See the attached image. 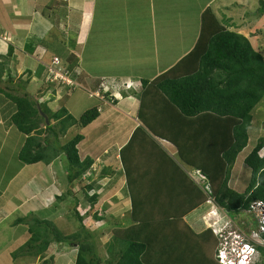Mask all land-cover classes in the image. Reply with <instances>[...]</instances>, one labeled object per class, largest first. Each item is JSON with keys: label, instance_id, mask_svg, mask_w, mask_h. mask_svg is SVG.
<instances>
[{"label": "trees", "instance_id": "obj_1", "mask_svg": "<svg viewBox=\"0 0 264 264\" xmlns=\"http://www.w3.org/2000/svg\"><path fill=\"white\" fill-rule=\"evenodd\" d=\"M261 11L264 12V6ZM202 20V35L189 53L155 79L141 80L144 92L141 95L140 119L158 137L176 139L174 143L179 146L182 159L193 163L210 182L216 204L230 217H235L242 211H248L256 201L264 203V157L259 155L264 148V135L257 139L255 146H251L252 150L244 160L246 170L251 173L245 190L242 192L229 186L231 170L251 142L250 128L255 116L264 118V109L260 108L264 106V56L245 35L219 23L210 7L204 11ZM13 52L14 49L10 47L8 55L0 58V83L5 84V90L0 88V117L6 121L7 127H15L24 135V140L19 143L18 170L39 164L47 167L63 158V162L55 166V174L57 177L61 174L60 178L64 176L65 191L51 196L53 199L55 197L56 206L64 197L74 199L71 211L78 225L76 232L64 234L53 220L45 217L52 204V199H48V202H43L46 206L43 204L41 210L46 213L42 216L44 218L34 215L31 221L24 217L15 221L30 234L26 253L36 256L49 250L53 244H58L78 248L73 264H219L216 258L208 257V250L217 247L218 238L211 230L196 234L184 222V215L206 199L200 188L194 194L184 195L192 187V183L186 182L184 177L177 187L172 186L173 194L169 199L165 195L161 204L152 199L156 189L154 185L140 183L137 189L131 188V208H128L127 215L132 222L129 224L125 218H117L107 258H102L86 218L77 209L79 194H89L92 186L81 189L83 191L76 186L94 161L80 157L78 146L84 139L82 134H76L66 143L61 141L71 128H85L95 121L100 115L99 108L93 107L79 118L63 105L59 109L51 108L48 101H42L50 88L51 79L40 82L41 89L49 86L32 97L27 90L29 81L16 80L10 69ZM51 100L55 101L53 97ZM42 112L50 122L53 120L55 123L47 125ZM165 117L171 120L162 124L167 119ZM196 117L209 119L212 124L217 123L216 117L221 118L217 141L213 136L206 138L202 135L204 140L199 143L200 138L197 137H200V131L194 134L192 130L196 127L192 121L199 123V120H192ZM166 128L168 130L164 132ZM172 130H176L177 134L173 136ZM135 135L136 139L141 135L149 138L142 127L136 130ZM133 137L122 153L125 154L130 144L136 142ZM124 162L131 181L133 171ZM173 168L176 170L178 167L175 165ZM2 193L0 191V197ZM89 199L92 205L96 204L99 195L94 194ZM146 203L155 212L156 220L151 224L146 223L144 218L148 215L142 212ZM172 209L178 213L166 216V211ZM96 219L101 220L103 216ZM258 248L261 259L254 264H264V246Z\"/></svg>", "mask_w": 264, "mask_h": 264}, {"label": "crops", "instance_id": "obj_2", "mask_svg": "<svg viewBox=\"0 0 264 264\" xmlns=\"http://www.w3.org/2000/svg\"><path fill=\"white\" fill-rule=\"evenodd\" d=\"M187 1L189 0H117L116 2L112 0H63L64 3L60 4L59 0H0V58L6 57L9 53V48L12 47L14 52L10 69L16 72L14 74L17 75V72L25 71L32 72L38 69L41 70L38 71L40 77L38 82H43L47 76L45 59L51 53L47 52L48 48L45 40L55 30L54 22L57 14L60 13L61 17L57 22L59 24L65 23V29L67 30V27L70 29L67 34V37L69 36L68 48L71 50V54L76 53L78 62L73 75L70 77V81L74 85L67 90H60L58 97L54 100L56 102L57 100L64 102L66 100V98L64 99L66 91L68 94L71 89L77 88L89 91V85L94 83L95 88L92 90L94 97L100 100L97 93L102 96L104 95L103 93H111L114 97L113 100L116 101L115 103L102 104L100 107V102L96 104L94 101L93 107L99 108V117L85 128H71L69 135H67L69 139L76 134H82L84 139L78 146L80 157L82 160L91 158L94 161L91 168L85 173L88 179L91 178L87 182L93 183V188L89 193L97 191L95 193L100 194L101 191L103 193L106 189L104 193H117L115 198L120 201L123 200L122 197L125 191L130 194L129 190L131 188L137 189L140 183L144 185L152 184L156 187L152 199H156L158 203L160 201L161 204L165 195L169 199V196L173 194L172 186L175 185L177 187L178 184L182 183V178L184 177L186 182L192 183L190 191L185 192L184 195L194 194L200 188L206 198L204 203L184 215V222L194 230L193 225L198 220H190V217H196L207 205H210L207 203L206 192L193 178L198 168L193 163L189 164L182 159L179 146L174 143L176 139L167 140L166 138L158 137L144 126L140 119L141 95L144 92L141 80H153L171 69L195 47L198 38L202 35V15L204 11L210 7L215 15L213 9H215L216 5L220 7L223 4L227 5L229 2V0H207L204 4L199 2L200 8L197 9L195 0L192 1V5H187ZM138 3L141 4L140 6L144 4L145 7H149L148 11H151L152 15L146 17L137 16L136 12H145L143 7L138 6ZM188 7L193 8L195 12H189ZM121 8H123L124 14H120ZM98 9L102 12L100 15L97 11ZM178 10H180L179 13H176ZM226 10L231 9L227 8ZM173 11L174 13L171 15ZM104 12L106 14H103ZM127 12L129 14L125 15ZM215 18L222 24L217 15H215ZM210 21L213 22L212 17H210ZM190 22L198 23V31H195L190 36L182 30L181 36L178 39L175 38L173 31L182 28L184 24H189ZM55 25L57 26V24ZM184 33L189 35L192 40L190 47H186L188 38ZM174 39L178 40L177 47H180L177 53L173 49ZM154 45L157 47L155 50ZM101 52L108 56L112 54L130 57L124 59L125 63L110 66L114 68L113 72L115 73H108V69L95 73L92 71V66L97 63L96 61L100 62L101 57L96 58V56L101 54ZM137 54L144 58L140 57V59H137ZM86 60H88V64L84 67L82 65L86 63ZM96 77L105 79L98 80ZM114 78L118 79V81L114 82ZM125 84L129 85L130 89H123ZM121 88L123 91L120 90ZM60 104L62 105V103ZM128 117L132 119L131 125L127 121ZM165 118L167 119L162 124L171 120L169 117ZM216 118L219 120L217 119V123L211 120L213 124L204 117L192 119L199 120V123L192 121L196 123V127L192 130L195 132L194 134L200 131V137L199 135L197 137L198 139L200 138V144L204 140L202 135L206 138L213 136L216 141L219 139L221 118ZM1 123H3L2 120H0ZM132 124L133 128L131 127ZM102 126H106L109 129H105ZM204 126H207L208 130ZM140 127L148 133L149 138L145 136L143 138L141 135L136 139L134 134ZM203 128L205 132L202 134ZM213 128L215 129L213 130ZM167 130L168 128L164 132H167ZM11 132L12 126L7 127L6 124L0 126L1 136L8 135ZM172 133L173 136L177 134L176 130H172ZM132 137L136 142L133 143V148L127 155L128 167H131L134 174L133 179L130 181L127 173H125V176L121 175L123 170L126 171L125 159L123 160L126 153H122V149L130 143ZM110 138L113 139L112 143H104L105 140ZM128 140L129 142L127 143ZM3 141H6V138ZM144 141L150 143H145ZM0 148L3 147L0 146ZM184 152L186 153V151ZM175 165L178 167L176 170L174 169L175 167L173 168ZM50 166L54 167L53 164ZM50 166L39 168L38 174L46 173V177L43 180L36 179V174L33 173L31 179L24 184L28 189H32L34 193L37 192L39 187L41 189L40 193L42 191L44 193L42 198L50 195L49 199L52 198V193H60L64 188V184L60 182V177L55 174V168H53L54 172L53 170L50 171ZM110 168L117 171V178L107 175L111 174ZM136 174L139 176L138 178H136ZM141 176L143 177L141 178ZM99 183L106 184L101 186ZM130 183L133 184L130 186ZM12 185V183H9L7 187L0 190L4 192L6 188L9 189ZM128 198L131 200L130 195H128ZM43 202L42 204H44ZM22 205L24 206L25 204L22 203ZM122 206L126 207V209L129 208L131 201L127 204L124 203L120 208ZM6 208V203L0 206V226L3 224V220L8 221L10 219L6 220L5 215L1 216L2 211ZM211 208L212 206H210ZM142 212L148 215L147 218H144L146 223L151 224V222L156 220L154 217L155 212H153L148 203L143 205ZM175 213L178 212L172 209V211H166L165 214L168 216ZM253 224L252 222L251 225ZM18 226L15 221L12 222L14 229L18 228ZM11 236L13 237V244H17L21 237L26 238L27 230L23 229L19 234L18 232H12ZM9 246L0 251L1 257L9 250Z\"/></svg>", "mask_w": 264, "mask_h": 264}, {"label": "rangeland", "instance_id": "obj_3", "mask_svg": "<svg viewBox=\"0 0 264 264\" xmlns=\"http://www.w3.org/2000/svg\"><path fill=\"white\" fill-rule=\"evenodd\" d=\"M113 2H116L117 0H112ZM193 0L187 1V5H192ZM207 0H195V4L197 6V9L200 8V3H205ZM221 1V0H218ZM60 4L64 3L63 0H59ZM200 2V3H199ZM264 0H229L227 5H222L218 7L215 6V9H213V12H215V15L219 17V21L222 22L224 26L229 28L230 30L239 32L243 35H245L253 45V47L262 53L264 56V12L262 13L261 8L263 5ZM141 4L138 3V6ZM143 11L145 12H136V15H140L141 17L151 16L152 12L148 11L149 7L143 6ZM176 8V5H175ZM227 8H230L231 10H226ZM215 10V11H214ZM224 10V11H223ZM99 12V15L102 13L100 12V9L97 10ZM175 11V10H174ZM174 11L171 15H173ZM180 10H178L176 13H179ZM188 11L191 13H194L195 11L193 8L188 7ZM49 13V12H48ZM103 14H106L104 12ZM120 14H124L123 8L120 9ZM127 12L125 15H128ZM58 17V19H57ZM56 17V23L54 22L55 30H53L52 34L48 35V39L45 40L47 42V52H51L46 56L45 59V68H47V71L51 69L52 71H56L60 74L57 75L58 79L53 78V83H50V88L47 91L46 96L42 97V101H48L50 103L51 108L53 109H59L61 107V104L65 107H67L70 110V113L74 116H77L76 118H79L85 111L91 109L94 105V101L96 104L100 105L106 104V103H114L113 102V96L111 93H103L104 95H100L97 93L98 97H94L92 90H94L95 85L94 83H91L89 85V91L83 89V88H77V89H71L69 91V94H64V99L66 100L64 102L56 101H50V99L53 96V99L56 100V97L59 95L60 90H67L70 88V78L73 75L74 69L76 68V63L78 62L77 56L75 54H71V50L68 48L69 46V36L67 37V34L69 33L68 27L67 30L65 29V23L59 24L57 20H60V13L57 14ZM57 24V26L55 25ZM199 25L196 22H190L189 24H184L182 28H178L173 33L175 34V38H179L181 36L182 30L187 32L190 36L195 32L198 31ZM186 34V33H184ZM187 35V34H186ZM187 35L188 43L186 47H190V42L192 41L191 38ZM173 38V37H172ZM173 40V46H174V52L177 53L178 48L177 43L178 40ZM159 41L157 42L158 46ZM172 46V45H171ZM184 47V48H186ZM157 49L154 45V50ZM183 49V48H182ZM57 55V56H56ZM101 55V56H100ZM36 56V55H35ZM59 57V63L55 62V58ZM100 62L96 61L97 63H94L92 66V71L95 73L102 72L103 70L108 69V73H115L114 68H111L112 66L125 63L126 58L130 56L126 55H112L109 56L106 55L104 52L102 54H97L96 58H99ZM138 57L137 59H140V57L144 58L143 56H139V54L136 55ZM166 61V60H165ZM88 64V60H86V63H84L82 66H86ZM11 66V64H10ZM111 66V67H110ZM103 67V68H102ZM41 68V66H40ZM41 70H34L32 71V74L30 75L27 71L25 72H17V75L15 74V79H23L24 81L28 82V92L29 94L34 97L38 95L41 90L48 87L43 86L42 89L40 87L39 81V72ZM69 71V72H68ZM13 74L16 73L14 70H12ZM22 74V75H21ZM98 80L105 79V78H98ZM48 80V77L46 78ZM45 80V82H46ZM114 82L118 81V79L114 78ZM111 82V81H110ZM52 84V85H51ZM121 87V85H120ZM0 88L5 90V84L0 83ZM40 89V90H39ZM123 89H130L129 85H126L123 87ZM102 90V89H101ZM121 91L122 88L120 89ZM13 93H16L13 91ZM68 94V95H67ZM105 94H108L109 96H106ZM73 100V101H71ZM67 104V105H66ZM261 109H264V106L260 107ZM99 110V109H98ZM1 118V117H0ZM135 118V117H133ZM129 124L131 125V120L129 117L127 118ZM3 121L1 125H5V120L0 119ZM55 121H51V124H54ZM105 129H109L106 126ZM133 128V124L131 126ZM130 127V128H131ZM3 131V130H2ZM7 131V130H6ZM70 131L67 135H69ZM250 133L252 134L251 142L247 146V148L244 149V151L240 154L238 157L237 164L234 166V169L231 170V177L229 180V186L230 188H233L238 191H244L245 186L248 184L249 177L251 175L249 170H246L244 165V156L248 155L249 152L252 150L251 146H255L257 139L260 136L264 135V118H262L260 115H256L253 122V127L250 128ZM67 135L65 137L61 138L62 143H66L71 138H67ZM6 138V141H3V139ZM24 140V135H22L15 127H13V130L8 135H0V146L3 148H0V189L7 187L9 183H12L13 185L4 191L3 195L0 197V206L6 203V209L2 211L1 216L5 215L4 217L8 221L3 220V224L0 226V251H3L6 249L9 245V250L5 252L2 257L0 255V264H73L76 258V253L78 252L77 247L69 246V245H58L53 244L49 250L42 254H38L36 256H31L26 253L27 249V242L30 238V234L27 233L26 238L21 237L20 241L17 244H13L12 240V232H18V234L24 229L25 227L22 225H19L18 228L14 229L12 227V222L16 221V219H19L21 217L27 218L28 221H31L34 215H39L40 218L46 214L45 212L41 211L43 209L42 207V201L48 202L49 196H45V198H42V195H44L43 191L41 192V189L38 187L37 192H33V190L28 189L27 186H24L25 183H27L31 179V175L33 173L36 174V179L43 180V178L46 177V173H40L39 168H46L43 164L39 165H31L27 166L22 170H18L19 167L17 166V157L19 153V143ZM113 139H107L104 141L106 144L112 143ZM254 141V142H253ZM1 142H4L1 144ZM129 140L127 141V143ZM126 143V144H127ZM254 143V144H253ZM129 145V144H128ZM126 145V146H128ZM133 148V144L129 146L127 149L126 154L124 155V159L126 162L127 155L129 154V151ZM63 158H60L57 163L55 162L53 166H50V171L56 169L55 165H60L63 162ZM129 163V162H128ZM171 164V163H170ZM172 166V164H171ZM111 175L115 178H117V171L110 168ZM18 171V172H17ZM126 171L123 170V173H121L122 176H125ZM58 177H61V174H58ZM61 179V183L64 181V176ZM91 178H87L84 175L83 180L77 184V188L79 191H83L81 189L86 188L87 186L90 187V185L93 188V183H88L87 181H90ZM116 180V179H115ZM113 182V181H112ZM115 182V181H114ZM101 186H103L106 183H99ZM42 185V184H41ZM63 186V185H62ZM66 186V184H65ZM65 186H63V191H65ZM61 190V189H60ZM1 191V190H0ZM63 191H60V193H63ZM106 189L104 190V192ZM91 192V191H90ZM97 192V191H95ZM89 193L86 195V193H83V195H80L79 197V204L77 205V209L79 212L86 218V224L91 230V233L93 234L94 238L93 241L97 246V249L99 250L102 258L106 259L108 254V246L113 238V227L117 224V218H125L127 223L132 222V218H130L127 212L128 208L122 206L124 203L127 204L131 200L128 198V193L125 191L124 196L122 194L123 200L118 201L115 198V194L117 193ZM34 193V194H33ZM53 195L55 193H52ZM94 194H99V200L96 202V204H93L88 201L90 200V196ZM119 196V195H118ZM120 197V196H119ZM26 198V199H25ZM52 199V204L47 212L48 217L51 220L54 221V224L61 228V230L64 232V234H72L73 232H76L78 230V225L76 224L74 218V215L72 214V207L74 204L73 198H63L59 200V204L56 206L54 204L55 197ZM50 199V200H51ZM214 200V199H213ZM22 203L25 205L23 206ZM102 204V205H100ZM46 206V203H44ZM47 205V206H48ZM93 208L91 209V207ZM95 206V207H94ZM106 206H108L106 208ZM110 206V207H109ZM210 206L212 208L210 209ZM52 207H55L52 209ZM47 208V207H46ZM131 206H129V209ZM122 209V210H121ZM72 210V211H71ZM121 210V211H120ZM41 213V214H40ZM49 213V214H48ZM73 215V216H72ZM97 216H103V219L98 220L96 219ZM228 213L216 205L214 202V207L212 203L210 205H207L206 208L196 217H190L191 219H197L198 221L193 225L194 230L196 234H199L200 231H208L211 230L212 234L216 237V234H221V230H223V234L228 235V232H233V230H237L241 233H250L252 229H254V225L251 221V214L247 213L245 211H242V213H238L235 217L231 218L228 217ZM198 217V218H197ZM217 218L213 220V218ZM44 218V217H42ZM4 219V218H3ZM74 220V221H73ZM229 221V222H228ZM75 222V223H74ZM227 223H229V226H225ZM1 224V223H0ZM33 224V222H32ZM231 226V227H230ZM27 227V226H26ZM234 230V231H235ZM219 237L218 243H219ZM10 238V241H9ZM20 243V244H19ZM217 248V247H216ZM216 248L209 249V258H214L215 260V251Z\"/></svg>", "mask_w": 264, "mask_h": 264}, {"label": "built area", "instance_id": "obj_4", "mask_svg": "<svg viewBox=\"0 0 264 264\" xmlns=\"http://www.w3.org/2000/svg\"><path fill=\"white\" fill-rule=\"evenodd\" d=\"M252 207L253 211H251V214H253L254 219H257L256 227L250 231L253 239L250 240L249 233L243 235L234 234L235 238L230 241L226 236L221 234V248L219 249V257L221 262L226 261L225 259L228 257V253H230L227 248L230 246L233 253H236L237 256H241L239 260L241 264H250L249 260L254 259L258 255V250L256 249L255 245H264V239L261 236V234L264 232V205L253 204ZM251 221L253 222L252 219ZM228 262H230L229 264H235L229 259ZM239 262H237V264Z\"/></svg>", "mask_w": 264, "mask_h": 264}, {"label": "clouds", "instance_id": "obj_5", "mask_svg": "<svg viewBox=\"0 0 264 264\" xmlns=\"http://www.w3.org/2000/svg\"><path fill=\"white\" fill-rule=\"evenodd\" d=\"M55 62L56 63H59V57H57V58H55ZM69 72V71H68ZM57 75H59L60 76V74L58 73V72H56V71H52L51 69H49L48 71H47V76H46V78L48 77V80H52V82H53V78L55 77L56 78V80L58 79V77H56ZM68 78H70V76L68 77ZM46 80V79H45ZM70 80V79H69ZM74 84L70 81V84H69V86H73ZM51 123V122H50ZM48 125V124H47ZM12 130H13V127H12ZM259 155L261 156V157H264V148L260 151V153H259ZM247 156V155H246ZM246 156H244V158H243V160H245V158H246ZM238 161V160H237ZM236 164H237V162H236ZM235 164V165H236ZM193 178H194V180H196V182H197V184H201L202 185V188L204 189V191L206 192V196H207V203H212V205H213V207H214V202L216 203V201H215V199H214V197L212 196V189H211V185H210V182L207 180V178H206V176L202 173V171L200 170V169H197V171H196V173L193 175ZM214 199V200H213ZM253 204L254 203H252L251 204V207H250V209L248 210V211H245V212H247V213H250L251 214V211H253ZM217 205V204H216ZM218 206V205H217ZM242 213V212H241ZM229 215V214H228ZM228 217H230V215L228 216ZM231 218H233V217H230V219ZM251 219L253 220V222L255 223L254 224V227L253 228H255L256 227V222H257V219H255L254 220V216H253V214H251ZM213 220H214V218H213ZM256 221V222H255ZM226 227L227 226H229V223H227L226 225H225ZM231 227V226H230ZM221 234H223V230H221ZM221 234H216V237H218L219 235H220V237H219V243H218V245H217V248H216V251H215V258L218 260V263L219 264H229L230 262H228V259L229 260H231L232 262H234L235 264H237V262H239V260H240V258H241V256H237V254L236 253H233L232 252V250H231V247L230 246H228V248H227V250L230 252V253H228V257L225 259L226 261H224V262H221L220 261V257H219V249L221 248V246H220V243H221ZM264 234V232L261 234V236ZM224 235V234H223ZM224 236H226L227 237V239L228 240H232V239H234L235 238V235H234V233L233 232H228V235H224ZM259 246H264V245H261V244H256L255 245V247H256V249L258 250V255L256 256V257H258L259 258V260L261 259V252H260V250H259ZM253 259H250L249 260V263L250 264H253Z\"/></svg>", "mask_w": 264, "mask_h": 264}, {"label": "bare ground", "instance_id": "obj_6", "mask_svg": "<svg viewBox=\"0 0 264 264\" xmlns=\"http://www.w3.org/2000/svg\"><path fill=\"white\" fill-rule=\"evenodd\" d=\"M254 204H260V205H264V203L262 202V201H256V202H254ZM214 219H216V218H214ZM217 220V219H216ZM229 222V221H228ZM254 225V224H253ZM235 230V229H234ZM233 230V233L235 234V235H237V234H241V235H243V234H248V233H241V232H239V231H237V230H235L234 231ZM249 238H250V240H252L253 238H252V236H251V233H249ZM249 241V240H248ZM250 242V241H249ZM253 264L255 263V262H257V261H259V258L258 257H255L254 259H253ZM238 264H241L240 262L238 263Z\"/></svg>", "mask_w": 264, "mask_h": 264}, {"label": "water", "instance_id": "obj_7", "mask_svg": "<svg viewBox=\"0 0 264 264\" xmlns=\"http://www.w3.org/2000/svg\"><path fill=\"white\" fill-rule=\"evenodd\" d=\"M42 115L44 116V118H45V120H46V124H50V121H49V118H48V116L45 114V113H43L42 112Z\"/></svg>", "mask_w": 264, "mask_h": 264}]
</instances>
